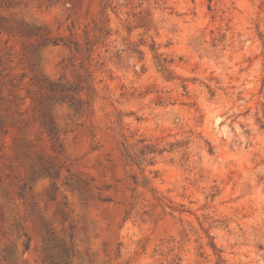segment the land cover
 I'll list each match as a JSON object with an SVG mask.
<instances>
[{
  "label": "rangeland",
  "instance_id": "obj_1",
  "mask_svg": "<svg viewBox=\"0 0 264 264\" xmlns=\"http://www.w3.org/2000/svg\"><path fill=\"white\" fill-rule=\"evenodd\" d=\"M124 138L164 150L155 192ZM49 233L73 264H264V0H0V264Z\"/></svg>",
  "mask_w": 264,
  "mask_h": 264
},
{
  "label": "trees",
  "instance_id": "obj_2",
  "mask_svg": "<svg viewBox=\"0 0 264 264\" xmlns=\"http://www.w3.org/2000/svg\"><path fill=\"white\" fill-rule=\"evenodd\" d=\"M2 131L4 130L2 129ZM4 132L5 134H8L6 131ZM121 150L127 163L131 166L137 167L141 171L142 181H140L138 175H133V180L136 186H142L143 188L148 189L151 192H155L151 187V180L147 176H145V172L148 166H152L155 164L156 156L158 154H162L164 150H161L153 144L147 143L145 139L139 140L135 146H132L125 138L121 142ZM48 172H50V176H53L54 178H57L59 176L57 173H51V171ZM158 200L162 201V198H158ZM73 240L74 235L72 234L71 244L70 246H66V244H57L53 239V234H50L48 237H46L44 239L45 246L43 249L44 264H73V260L76 257L75 245ZM210 246L218 256V264H222V251L217 249L216 245L213 242L210 243ZM24 247L25 252L30 250L31 239H28V241L24 244Z\"/></svg>",
  "mask_w": 264,
  "mask_h": 264
}]
</instances>
